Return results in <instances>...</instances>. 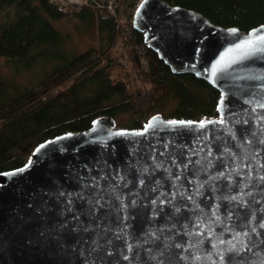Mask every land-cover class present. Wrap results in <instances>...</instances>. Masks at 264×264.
I'll use <instances>...</instances> for the list:
<instances>
[{"label": "water", "instance_id": "water-1", "mask_svg": "<svg viewBox=\"0 0 264 264\" xmlns=\"http://www.w3.org/2000/svg\"><path fill=\"white\" fill-rule=\"evenodd\" d=\"M133 23L174 74L221 92L219 116L158 113L143 129L101 116L38 145L30 167L0 173V264H264V42L236 48L264 25L165 0Z\"/></svg>", "mask_w": 264, "mask_h": 264}, {"label": "trees", "instance_id": "trees-1", "mask_svg": "<svg viewBox=\"0 0 264 264\" xmlns=\"http://www.w3.org/2000/svg\"><path fill=\"white\" fill-rule=\"evenodd\" d=\"M140 1L122 0L124 19L118 21L107 7L65 11L50 0H0V14L14 7V16L0 18V59L14 70L7 76L0 68V173L25 166L41 143L88 130L101 116L128 129H143L158 113L186 120L219 116L221 92L194 74H174L135 29L133 11ZM165 1L225 27L249 31L264 25V0ZM68 15L97 18L98 45L72 54L52 22ZM120 41L130 57L124 71L116 55ZM37 66L43 68L38 79L16 80ZM124 115L130 117L119 120Z\"/></svg>", "mask_w": 264, "mask_h": 264}, {"label": "rangeland", "instance_id": "rangeland-1", "mask_svg": "<svg viewBox=\"0 0 264 264\" xmlns=\"http://www.w3.org/2000/svg\"><path fill=\"white\" fill-rule=\"evenodd\" d=\"M8 15L14 16V7L8 8L5 12L0 14L1 19H5ZM54 26L60 30L65 39L66 47L72 53L76 54L82 52L90 47L96 46L99 43V31L97 18L87 15L84 17L77 15H68L59 20H52ZM122 45H124V42ZM124 46L116 47V55L120 63L122 71L130 65V57L127 50H123ZM120 54V55H118ZM146 61V60H145ZM0 68L3 74L13 76V67L8 66L6 58L0 59ZM143 68L148 69V64H143ZM43 72L41 66H37L32 71L26 73L24 76L16 77L18 82L26 83L27 80H36ZM130 115H124L119 120L128 119Z\"/></svg>", "mask_w": 264, "mask_h": 264}, {"label": "built area", "instance_id": "built-area-1", "mask_svg": "<svg viewBox=\"0 0 264 264\" xmlns=\"http://www.w3.org/2000/svg\"><path fill=\"white\" fill-rule=\"evenodd\" d=\"M51 3L57 7H59L62 10H69L72 8L80 9L83 6H91L94 5L96 7L100 8H108V12L110 15H112L114 18H116L118 21H121L124 19V14H123V9L122 5L123 2L122 0H50ZM121 1V4H120ZM142 1V0H141ZM141 1L137 5V7L134 9V16L135 13L141 4ZM123 46L122 42L117 43V47ZM143 64H148L147 61H143Z\"/></svg>", "mask_w": 264, "mask_h": 264}, {"label": "snow or ice", "instance_id": "snow-or-ice-1", "mask_svg": "<svg viewBox=\"0 0 264 264\" xmlns=\"http://www.w3.org/2000/svg\"><path fill=\"white\" fill-rule=\"evenodd\" d=\"M232 31L235 32L236 29H232ZM251 35H252V37H253L252 39L246 40L244 43L236 45V48H243V47H245V45H247V46H249V47H252L256 42H264V33L259 34V35H255V34H251ZM259 50H260V51H264V48H261V49H259ZM228 51H232V49H229ZM217 63L219 64L220 61H218ZM212 75H213V77H215V75H216V66H215V65L213 66V69H212ZM259 106H260V107H264V104H261V105H259ZM220 122L223 123L222 120H221ZM168 123L175 125V124H186V123H189V124H190V123H192V122H185V121H169ZM204 123H205V122H203V121L201 122V126H202V127L204 126ZM151 127H152V123L150 122V123L146 126V129H145V130H147L148 128H151ZM41 147H43V145H42ZM31 164H32V161L30 160L29 163H28L27 165H25V168L30 167ZM18 171H21V172H22V171H24V169H20V170H18ZM261 179H264V177H261ZM189 199H191V197H189ZM233 199H235V198L233 197ZM177 211H178V209H177ZM213 215H215V211L213 212ZM217 219H219L218 216H217ZM205 227H207V225H205ZM261 227H264V224H262ZM238 235H244V236H247V233H242V234H238ZM221 243H223V241H221ZM244 247L247 248V241L244 242ZM233 250H235V246H233ZM220 262H221V264H224V258H223V256L220 257Z\"/></svg>", "mask_w": 264, "mask_h": 264}]
</instances>
